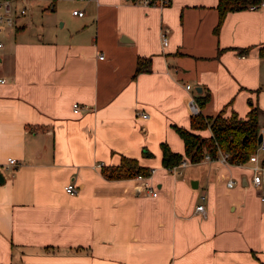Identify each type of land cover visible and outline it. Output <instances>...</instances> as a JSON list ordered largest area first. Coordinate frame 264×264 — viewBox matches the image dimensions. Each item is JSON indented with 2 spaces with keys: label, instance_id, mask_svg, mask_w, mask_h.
Instances as JSON below:
<instances>
[{
  "label": "crops",
  "instance_id": "crops-1",
  "mask_svg": "<svg viewBox=\"0 0 264 264\" xmlns=\"http://www.w3.org/2000/svg\"><path fill=\"white\" fill-rule=\"evenodd\" d=\"M217 3L87 0L72 8L83 17L53 14L59 27L34 35L22 16L0 33L10 38L0 42V163H18L0 171V264H264L249 164L200 161L174 175L161 160L162 143L184 153L187 84L209 94L203 116L225 106L245 119L257 95L264 124V2L227 13L215 33ZM138 58L150 70L136 72ZM122 156L151 176L106 178L101 167Z\"/></svg>",
  "mask_w": 264,
  "mask_h": 264
},
{
  "label": "trees",
  "instance_id": "trees-1",
  "mask_svg": "<svg viewBox=\"0 0 264 264\" xmlns=\"http://www.w3.org/2000/svg\"><path fill=\"white\" fill-rule=\"evenodd\" d=\"M264 0H218L216 10L218 22L214 32L217 33L226 14L240 11L251 6H260ZM245 53L246 50H239ZM260 56H264V46L259 50ZM148 58H138L136 72L150 70ZM209 94L203 96L196 94V103L200 110L209 101ZM249 111L245 119L239 118L235 112L229 117L225 116V106L215 116H203L200 112L190 117V130L176 128L177 133L183 140L184 155L189 163H198L204 154L208 152L211 157H216L218 150L229 154V162L246 163L251 154L256 150L257 136L260 127V109L249 101ZM209 128L211 135L202 138L196 133L197 130ZM162 165L167 168L177 165L182 160V155L172 152L166 143L160 145ZM102 174L108 179H127L136 175L148 176L150 170L138 164L135 159L122 156L118 166L101 167Z\"/></svg>",
  "mask_w": 264,
  "mask_h": 264
},
{
  "label": "built area",
  "instance_id": "built-area-1",
  "mask_svg": "<svg viewBox=\"0 0 264 264\" xmlns=\"http://www.w3.org/2000/svg\"><path fill=\"white\" fill-rule=\"evenodd\" d=\"M31 0H0V33L3 32L5 29H14L17 27V20L19 17H22L26 14L28 9V4ZM37 1H45L48 3H54L58 1L63 0H37ZM98 1V0H94ZM135 4H138L140 6H156L159 8H162L164 6H167L170 3V0H134ZM251 9L257 8L256 6H251ZM71 14L75 17H83L84 11L81 9H73L71 11ZM160 42L162 47H166L168 45V38L164 31L160 33ZM1 46V43H0ZM100 59L103 58L102 55L99 56ZM4 80L0 79V83H3ZM185 90L188 92V98H187V108L191 116L197 115L200 113V108L196 103L195 95L192 86L190 84H187L185 86ZM82 106L79 104L73 105V112L78 113ZM138 116L142 119H148L149 115L142 112H137ZM258 134H261V142L256 146V150L253 154H251L248 158V161L246 163H239L229 162V154L223 151L218 150L216 157H211V155L206 152L202 158L201 161L209 162V161H217L223 164H237V165H244L249 164V168L251 171V183L252 186L260 191V200L264 201V181H263V175H264V153L259 155L261 152H264V124H261L259 127ZM187 159H182L177 165L167 167L166 170L174 175H179L181 173V170L188 165ZM18 163L16 159L14 158H7L5 162L0 163V171L2 168H9L13 166H17ZM153 170H150V173L148 176L144 175H136V178L144 181L147 178H149L152 174ZM227 187H232L234 185V181L228 180L226 182ZM64 190L66 193L70 195H74L77 193L76 187L69 183L64 187ZM152 196H156V192H151ZM203 199V197H202ZM195 212L201 215H204V207L202 204L196 206Z\"/></svg>",
  "mask_w": 264,
  "mask_h": 264
},
{
  "label": "rangeland",
  "instance_id": "rangeland-1",
  "mask_svg": "<svg viewBox=\"0 0 264 264\" xmlns=\"http://www.w3.org/2000/svg\"><path fill=\"white\" fill-rule=\"evenodd\" d=\"M86 1L87 0L58 1L55 4V10L54 11H51L49 8H46V7L43 8L44 3H42V2H37L36 4H34L32 6H31V4H28L27 12L23 16V19L27 23L26 31L31 33V34L36 35V34L43 32V30H40L41 27L42 28H49L52 26L59 27L61 20L59 19L57 21V17L53 14H63V17L68 18L67 16H64V15L71 14L72 8L83 7L84 9H86L85 6L82 5V4H85ZM29 17L32 18V25L27 22ZM9 41H10V38H7L3 35H0V42L4 43L5 48L8 47ZM257 100H258L257 95H254L253 98L247 97L245 100L246 107L249 106L248 105L249 101L252 102L254 105H256L258 103ZM196 133L199 134L202 138H208L209 137V128L197 130ZM178 154H180V153H178ZM261 154L262 153H260L259 155H261ZM181 155H182V159H187L185 157L184 153H182ZM188 166H190L189 163H188L187 167Z\"/></svg>",
  "mask_w": 264,
  "mask_h": 264
},
{
  "label": "water",
  "instance_id": "water-1",
  "mask_svg": "<svg viewBox=\"0 0 264 264\" xmlns=\"http://www.w3.org/2000/svg\"><path fill=\"white\" fill-rule=\"evenodd\" d=\"M261 139H262L261 134H258V136H257V143L258 144L261 142ZM2 181H3V176L0 172V183H2Z\"/></svg>",
  "mask_w": 264,
  "mask_h": 264
}]
</instances>
